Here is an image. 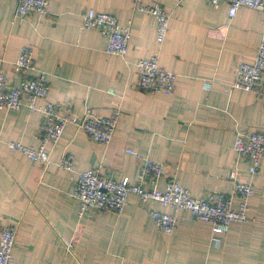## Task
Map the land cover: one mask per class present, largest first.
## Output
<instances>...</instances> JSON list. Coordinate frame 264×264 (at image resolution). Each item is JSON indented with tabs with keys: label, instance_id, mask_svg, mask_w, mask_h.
I'll return each mask as SVG.
<instances>
[{
	"label": "crops",
	"instance_id": "0c3cea01",
	"mask_svg": "<svg viewBox=\"0 0 264 264\" xmlns=\"http://www.w3.org/2000/svg\"><path fill=\"white\" fill-rule=\"evenodd\" d=\"M143 1L169 12L162 43L156 18L136 10L133 0H50L46 14L24 21L14 17L17 0H0V73L11 85L44 75L47 99L74 114L122 111L109 145L68 125L48 146L51 163L40 165L10 143L37 147L43 113L31 111L27 101L19 109H0V232L5 225L17 229L15 264H264V158L252 174L251 161L239 158L234 148L239 133L264 132V80L251 91L233 87L239 61L254 62L264 40V11L243 7L230 18L226 2ZM90 8L130 26L125 56L108 53L99 30L83 27ZM26 46L33 50L34 68L22 75L15 63ZM153 55L176 73L172 93L139 85L137 63ZM65 153L74 155L71 170L56 164ZM145 157L165 165L158 187L177 179L197 198L230 196L234 208L241 205L236 182L250 183L248 220L233 222L216 236L211 224L189 211L142 202L133 194L118 212L81 211L72 193L80 173L94 168L135 183ZM145 186L152 187L151 177ZM150 209L174 214L177 228L160 231Z\"/></svg>",
	"mask_w": 264,
	"mask_h": 264
},
{
	"label": "built area",
	"instance_id": "2783aa9c",
	"mask_svg": "<svg viewBox=\"0 0 264 264\" xmlns=\"http://www.w3.org/2000/svg\"><path fill=\"white\" fill-rule=\"evenodd\" d=\"M135 9L152 14L157 20V41L162 43L169 31V12L160 3L147 4L143 0H133ZM215 6L222 2L229 5V17L233 18L243 7L264 11V0H210ZM50 0H17L14 17L24 21L32 15H44L48 12ZM83 27L96 28L106 39L107 52L112 55L125 56L129 50L132 31L130 26L122 25L115 15L88 9L83 14ZM16 70L25 75L34 68L32 48L22 47L16 60ZM139 85L152 92L172 93L176 87V73L166 70L159 63L156 55L142 58L137 63ZM264 80V40L259 44L254 62L239 61L236 69L234 88L251 91ZM205 88L211 84L206 83ZM49 83L44 75L25 76L18 86H13L4 73H0V109H19L27 101L31 111H41L43 120L39 128L40 144L37 147L26 146L12 141L10 147L23 153L35 163H51L48 146L59 141L68 125H74L87 133L89 138L102 145H109L114 137L122 111L115 109L110 115L98 116L87 110L84 115L74 114L70 108L64 109L61 103L48 100ZM38 100H43L42 105ZM264 100V98H263ZM239 158L250 160V173H256L264 158V132L245 131L239 133L234 145ZM128 153L139 156L135 149ZM74 155L65 153L57 166L71 170ZM139 181L131 183L128 177L115 180L91 168L80 173L73 189V195L79 200L81 211L99 209L103 211H121L127 204L130 195H136L142 202L152 201L176 210H186L198 220L211 224L214 235L228 232L233 222L248 220V200L253 194V186L246 182H236L235 193L241 199L238 208L233 207L232 198L224 193H207L203 197L192 196L189 189L177 179L166 182L164 188L158 187L157 181L162 177L164 163L150 157L142 161ZM147 177L152 178V187H146ZM236 179V170L231 172ZM149 215L156 227L165 234L177 228L174 214L150 209ZM17 229L5 225L0 232V264H15V244Z\"/></svg>",
	"mask_w": 264,
	"mask_h": 264
}]
</instances>
